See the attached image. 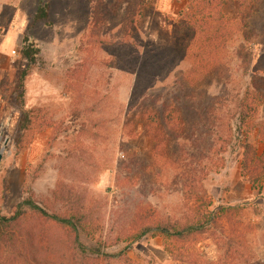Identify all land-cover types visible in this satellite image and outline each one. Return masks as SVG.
<instances>
[{"label": "rangeland", "instance_id": "obj_1", "mask_svg": "<svg viewBox=\"0 0 264 264\" xmlns=\"http://www.w3.org/2000/svg\"><path fill=\"white\" fill-rule=\"evenodd\" d=\"M190 1L0 0L2 215L30 197L80 214L81 241L118 256L100 264H264V171L255 185L242 175L245 138L264 151V0L225 7L244 26L230 30L210 73L182 51ZM46 5L48 21H35ZM26 35L41 49L33 67L21 55ZM219 206L239 208L241 238L205 223ZM202 223L200 235L142 236ZM61 248L36 262L0 245V264H65Z\"/></svg>", "mask_w": 264, "mask_h": 264}, {"label": "trees", "instance_id": "obj_2", "mask_svg": "<svg viewBox=\"0 0 264 264\" xmlns=\"http://www.w3.org/2000/svg\"><path fill=\"white\" fill-rule=\"evenodd\" d=\"M230 2L231 0H192L187 3V10L193 14L183 16L179 28L180 41L182 40L184 44L182 51L187 56L192 69H198L201 73L217 71L221 49L229 37L230 30H233L236 23L244 26L241 14L233 20L226 16L225 7ZM248 2L249 0H238L237 5L243 10ZM48 19L49 5L39 7L35 21H48ZM22 47L21 55L27 61L28 67L36 66L41 54V49L36 41L26 35L23 38ZM28 74L27 70L20 74L19 88L21 90ZM241 107L244 110L247 107L244 101ZM30 113V111L23 112L20 122L21 130H26L29 127L32 121ZM246 116L249 118V115ZM258 136L264 141L263 129L259 130ZM249 139L247 136L243 144L242 175L255 185L258 182L257 179H254L255 175L260 170L264 171V151L258 155L256 147L248 142ZM187 190L189 197L194 198L192 195L195 187L192 184L187 185ZM212 205L211 202H208L207 206L211 207ZM238 212L239 208L237 209V207L219 206L214 208V212L205 219V223L212 225L210 227L220 225L222 227L221 238L225 236L226 239H230L229 241L231 239L235 241L242 237L236 219ZM83 219L77 213L49 212L43 205L30 197L17 204L11 216L0 213V245L10 248L23 246V249L29 250L31 258L36 262L41 261L43 252L48 254L53 250V243L62 245L60 249L62 255L59 257H62L61 260L65 264H100L102 261L108 262L116 259L118 256L105 252V246L102 243L98 246H87L81 241L82 233L88 232L87 228L83 226ZM206 224L190 226L181 232L177 230L171 232L170 228L149 226L143 231L142 236L152 233L153 236L162 235L168 238L190 237L195 234L200 235L205 230L208 232L209 228L206 227ZM52 230H55L56 234L49 235Z\"/></svg>", "mask_w": 264, "mask_h": 264}, {"label": "water", "instance_id": "obj_3", "mask_svg": "<svg viewBox=\"0 0 264 264\" xmlns=\"http://www.w3.org/2000/svg\"><path fill=\"white\" fill-rule=\"evenodd\" d=\"M1 160H2V154H0V163H1Z\"/></svg>", "mask_w": 264, "mask_h": 264}]
</instances>
